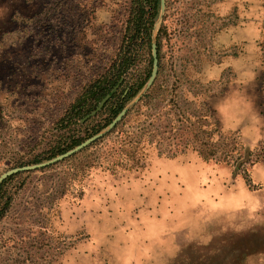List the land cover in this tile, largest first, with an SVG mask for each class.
Instances as JSON below:
<instances>
[{"label": "rangeland", "instance_id": "374dc122", "mask_svg": "<svg viewBox=\"0 0 264 264\" xmlns=\"http://www.w3.org/2000/svg\"><path fill=\"white\" fill-rule=\"evenodd\" d=\"M131 3L0 0V175L97 122L61 118L124 48ZM151 36L157 74L125 129L189 144L166 157L154 137L130 168L113 133L7 176L0 264H264V0H164ZM147 65L139 54L113 90Z\"/></svg>", "mask_w": 264, "mask_h": 264}, {"label": "trees", "instance_id": "16d2710c", "mask_svg": "<svg viewBox=\"0 0 264 264\" xmlns=\"http://www.w3.org/2000/svg\"><path fill=\"white\" fill-rule=\"evenodd\" d=\"M131 5V14L127 19L126 24V36H124L123 39V43L125 42L124 48H120L115 59L112 60L111 65L106 69V71L99 74L84 89L80 96L76 97L75 100L69 104L67 110L61 118V122H64L68 127L70 124H78L79 120H81L91 110L95 109L104 96L110 94L109 98L104 102L102 109L94 117L84 120L83 124L89 121L94 122L95 119L98 118L96 120L97 122L93 123L91 127L87 128L86 133L83 136L71 135L69 140L64 139L62 143L56 148L59 149V151L70 149L82 142L87 137L107 127V125L120 112V110L134 98L133 96L139 92L150 76L152 68V57L150 54L152 39L151 28L159 11L160 0H132ZM139 54L147 57L148 60L147 68L144 71L145 73L143 75L136 76L124 93L123 91L122 93H117V91H114L113 88L118 83L121 74L128 68L130 63L135 60ZM120 94H123L122 97ZM130 112H128L113 129L105 133L90 147L104 144L106 137H108L110 134L116 133L115 137L117 141H119V144H121L123 147H126V149H128L127 151L130 153L125 154L132 162L129 167L133 168V166L139 167L142 161H144L145 151L143 148L148 144H151L154 137H156L155 142L157 145H161L163 142H165V140L170 142L167 152L160 151L157 153L158 155L163 154L166 157L176 155V153L183 151L184 147L189 144L185 143L183 147H180L178 146V143H176L177 139L174 137L170 139L168 136L164 135L161 136L159 133L155 132L154 129L139 131L125 129V126H127L126 119ZM209 135L210 134L206 136L211 138L212 134L210 136ZM204 150L208 152L209 155H216L217 153H220L224 158L231 157V154L228 153L229 150L221 151L217 148L214 149V147H208ZM11 177L6 178L0 184V216L10 203V197L5 195L3 192V185Z\"/></svg>", "mask_w": 264, "mask_h": 264}, {"label": "water", "instance_id": "95a60500", "mask_svg": "<svg viewBox=\"0 0 264 264\" xmlns=\"http://www.w3.org/2000/svg\"><path fill=\"white\" fill-rule=\"evenodd\" d=\"M160 7L161 9L164 7V0H160ZM152 57H153V65H152V70L150 73V76L146 82L145 87H148L149 85H151L154 81V78L157 74V70H158V59H157V54H156V44L155 42H152ZM109 95L104 96L101 101L98 103V105L95 107V109H93L92 111H90L87 115L84 116L83 119L89 118L91 116H94L99 110L102 109L104 102L109 98ZM139 97H137L138 99ZM135 99V101L137 100ZM131 104H126L125 107H123L120 112L112 119V121L107 125V127L91 136H89L88 138H86L84 141H82L81 143L77 144L76 146H74L73 148L65 151L62 154L57 155L56 157H54L53 159L47 161V162H43V163H39V164H32V165H27V166H21V167H15V168H11L6 170L5 172H3L0 175V182L6 178L9 175H12L16 172L19 171H23V170H30L36 167H41L44 165H47L49 163H53L59 160H62L84 148H86L87 146L91 145L93 142L97 141L98 139H100L105 133H107L108 131H110L111 129H113L115 127V125L117 123H119L122 118L126 115L127 111L129 110L130 106L133 104L134 101H131ZM82 119V120H83Z\"/></svg>", "mask_w": 264, "mask_h": 264}]
</instances>
